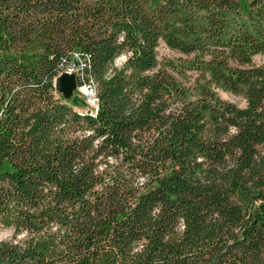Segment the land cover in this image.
I'll return each instance as SVG.
<instances>
[{
	"label": "trees",
	"instance_id": "obj_1",
	"mask_svg": "<svg viewBox=\"0 0 264 264\" xmlns=\"http://www.w3.org/2000/svg\"><path fill=\"white\" fill-rule=\"evenodd\" d=\"M243 2L0 0V264H264V0ZM75 56L94 114L54 89Z\"/></svg>",
	"mask_w": 264,
	"mask_h": 264
},
{
	"label": "rangeland",
	"instance_id": "obj_2",
	"mask_svg": "<svg viewBox=\"0 0 264 264\" xmlns=\"http://www.w3.org/2000/svg\"><path fill=\"white\" fill-rule=\"evenodd\" d=\"M249 0H244L243 3H247ZM157 58L160 62L164 61V60H168V61H175L176 63L178 62V60H184L186 59L185 57H180V55H178L177 53H175L174 51H170L169 49L166 48V46L164 44H161L158 49H157ZM125 59H123V57H120L118 59H116L115 63H114V67H120V65L124 62ZM196 75L192 72H188L186 73L183 77H179L180 80L185 84V85H189L191 83H193L194 79H195ZM88 84V83H87ZM86 84V85H87ZM83 87L82 85L77 88L75 91H73V95L70 99V101L73 100L74 105H71L74 110L78 113H93L94 112V108L89 104V102L87 101V98L85 96V94L82 91ZM216 93L219 97V99H221L222 101L225 102H229L232 104H236L238 107L243 108L245 107V102L241 97L238 96H233L230 93L224 92L221 89L216 90ZM58 96L60 95L59 93L57 94ZM13 239V233L10 229L6 230V229H2L0 228V241H8V240H12ZM18 239H21V237Z\"/></svg>",
	"mask_w": 264,
	"mask_h": 264
},
{
	"label": "built area",
	"instance_id": "obj_3",
	"mask_svg": "<svg viewBox=\"0 0 264 264\" xmlns=\"http://www.w3.org/2000/svg\"><path fill=\"white\" fill-rule=\"evenodd\" d=\"M86 68V64L82 60H78L75 56L74 63H70L64 68V71L61 74L67 73V74H73L76 76L77 84L81 83L83 89L86 91V98L89 104L94 108V112L91 114H94L96 112V103H97V91L96 88L93 86V84L84 82V76L81 72L82 69ZM87 84V85H86ZM79 88V87H78Z\"/></svg>",
	"mask_w": 264,
	"mask_h": 264
},
{
	"label": "water",
	"instance_id": "obj_4",
	"mask_svg": "<svg viewBox=\"0 0 264 264\" xmlns=\"http://www.w3.org/2000/svg\"><path fill=\"white\" fill-rule=\"evenodd\" d=\"M76 76L73 74H61L54 81V89L58 92L63 99H70L73 95V91L77 89Z\"/></svg>",
	"mask_w": 264,
	"mask_h": 264
},
{
	"label": "bare ground",
	"instance_id": "obj_5",
	"mask_svg": "<svg viewBox=\"0 0 264 264\" xmlns=\"http://www.w3.org/2000/svg\"><path fill=\"white\" fill-rule=\"evenodd\" d=\"M83 93L86 94V91L84 89H82Z\"/></svg>",
	"mask_w": 264,
	"mask_h": 264
}]
</instances>
